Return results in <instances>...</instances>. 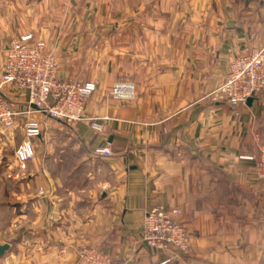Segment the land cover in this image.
<instances>
[{
  "label": "crops",
  "instance_id": "1",
  "mask_svg": "<svg viewBox=\"0 0 264 264\" xmlns=\"http://www.w3.org/2000/svg\"><path fill=\"white\" fill-rule=\"evenodd\" d=\"M110 6L0 0V75L4 43L31 33L63 37L45 41L46 51L65 53L59 78L96 83L85 119L68 127L0 79V96L18 112L12 127L0 124V206L16 215L0 238L9 245L0 264H76L82 247L128 264H264V179L241 157L264 144V93L237 105L214 93L233 57L264 41V0ZM126 78L132 99L111 96ZM26 119L41 130L34 157L17 173L13 154ZM106 146L111 156L94 154ZM153 207L179 211L189 245L173 259L141 240Z\"/></svg>",
  "mask_w": 264,
  "mask_h": 264
},
{
  "label": "built area",
  "instance_id": "2",
  "mask_svg": "<svg viewBox=\"0 0 264 264\" xmlns=\"http://www.w3.org/2000/svg\"><path fill=\"white\" fill-rule=\"evenodd\" d=\"M4 50L5 60L1 69V85H11L28 93V103L35 111L62 121L68 127L74 126L84 118V106L95 91L93 81H75L59 78L56 74L57 62L46 51L45 43L26 33L12 39ZM3 51L0 42V52ZM113 96H130V88L117 84ZM264 93V41L244 54L233 57L229 62L223 82L215 94L233 105L243 104L247 99ZM125 95V96H124ZM29 112V111H28ZM14 111L0 96V124L10 128L14 124ZM90 126L101 131L97 120H90ZM24 139L14 149L16 172L26 171L27 163L34 157V139L40 134L39 123L26 119L22 124ZM94 154L111 156L108 146L97 148ZM255 161L254 170L264 179V144L258 146L256 155L241 156ZM177 209L164 210L153 207L147 211L141 223V240L148 248L168 255L173 259L185 252L189 238L185 228L177 220ZM76 264H127L113 260L93 247H82L77 251Z\"/></svg>",
  "mask_w": 264,
  "mask_h": 264
},
{
  "label": "rangeland",
  "instance_id": "3",
  "mask_svg": "<svg viewBox=\"0 0 264 264\" xmlns=\"http://www.w3.org/2000/svg\"><path fill=\"white\" fill-rule=\"evenodd\" d=\"M94 1L96 2V0H94ZM103 1H106V3H108V5H111L110 6V10H112V11H116V9H117L116 6L119 5V0H103ZM99 3H101V1H99ZM46 23H49V21H46ZM39 38H40L39 40H42L45 43V41H47V39L48 40L57 39V40L60 41L61 38H63V37H58V36L57 37H53V36H49V37L45 36V37H43V36H40ZM45 47H46V43H45ZM47 51H48V53H50L54 57L55 61L57 62V65H58V60H59L58 57H59V55L65 54V53H63V51L60 52V53H58L59 51L56 52V53H54V52H52L50 50H47ZM73 80H75V81H86V80H82V79H73ZM90 81H93V80H90ZM93 82L95 83V81H93ZM117 84L125 85V86H128L130 88L131 95L122 98L124 100L130 101L132 99L133 95H134V84H133V82L129 78L122 79L120 81H116L115 83H113V85H112V87H111V89L109 91L111 96H113V93H112L113 87H114V85H117ZM215 91H214V93H215ZM7 153L9 154L8 156H11L12 155V150L9 149ZM13 156H14V154H13ZM2 178L3 179H0V192H1V194H0V202L1 201H5V196H4L3 192L5 191L6 182H5L4 176ZM15 216H16L15 212L7 211L5 209V207L3 208V207L0 206V238H2V239L5 238L4 237L5 234L9 233V230L11 229V225L13 224L12 218H14ZM118 261H120V260H118ZM122 262L127 263L126 261H122Z\"/></svg>",
  "mask_w": 264,
  "mask_h": 264
},
{
  "label": "water",
  "instance_id": "4",
  "mask_svg": "<svg viewBox=\"0 0 264 264\" xmlns=\"http://www.w3.org/2000/svg\"><path fill=\"white\" fill-rule=\"evenodd\" d=\"M230 24H232V23H230ZM3 48L4 49H7L8 48L7 43H4V47ZM8 247H9V245L7 243L0 244V256L3 255V253L7 250ZM159 264H168V263H166V262L163 261V262H161Z\"/></svg>",
  "mask_w": 264,
  "mask_h": 264
}]
</instances>
